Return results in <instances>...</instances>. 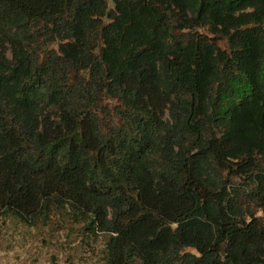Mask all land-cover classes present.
<instances>
[{"label": "trees", "instance_id": "trees-1", "mask_svg": "<svg viewBox=\"0 0 264 264\" xmlns=\"http://www.w3.org/2000/svg\"><path fill=\"white\" fill-rule=\"evenodd\" d=\"M111 2L0 0V217L264 264V0Z\"/></svg>", "mask_w": 264, "mask_h": 264}, {"label": "rangeland", "instance_id": "rangeland-1", "mask_svg": "<svg viewBox=\"0 0 264 264\" xmlns=\"http://www.w3.org/2000/svg\"><path fill=\"white\" fill-rule=\"evenodd\" d=\"M106 1L112 9L111 0ZM103 258L101 236L85 233L59 216L45 225L0 217V264H103Z\"/></svg>", "mask_w": 264, "mask_h": 264}]
</instances>
